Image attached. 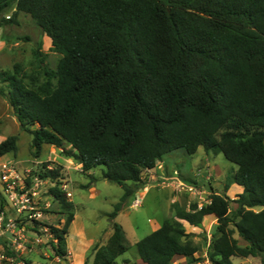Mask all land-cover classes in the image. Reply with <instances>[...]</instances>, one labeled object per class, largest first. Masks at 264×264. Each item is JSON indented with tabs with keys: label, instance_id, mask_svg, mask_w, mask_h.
I'll use <instances>...</instances> for the list:
<instances>
[{
	"label": "trees",
	"instance_id": "obj_1",
	"mask_svg": "<svg viewBox=\"0 0 264 264\" xmlns=\"http://www.w3.org/2000/svg\"><path fill=\"white\" fill-rule=\"evenodd\" d=\"M20 11L62 55L38 87L0 71L8 87L1 92L32 134L36 156L44 144L55 145L83 171L104 166L103 176L124 189L109 214L113 232L95 248L92 264H120L130 249L115 218L144 187L143 174L175 150L193 155L200 146L238 168L225 192L212 193L202 207L176 206V217L140 239V258L196 260L195 233L183 220L199 226L215 215L209 260L234 264L233 257L259 256L264 264V0H0V27L18 24ZM17 149V137L9 136L0 142V157ZM48 166L41 176L57 180L60 167ZM231 184L243 187L235 199L226 193ZM47 195L67 214L63 227L53 228L54 250L66 255L74 203L58 183Z\"/></svg>",
	"mask_w": 264,
	"mask_h": 264
},
{
	"label": "rangeland",
	"instance_id": "obj_2",
	"mask_svg": "<svg viewBox=\"0 0 264 264\" xmlns=\"http://www.w3.org/2000/svg\"><path fill=\"white\" fill-rule=\"evenodd\" d=\"M15 9L13 6L7 16L12 15ZM18 21V24L0 27V71L17 72L28 85L38 87L47 81L48 70L57 69L62 55L53 49L52 40L29 13L20 11ZM6 85L0 80V142L9 136H16L18 149L0 157V171L5 164L13 162L18 171L31 175L43 173L47 170L44 165L48 163L49 169L60 167L62 174L57 180L51 179L43 186V197L49 202L45 209V224L49 230L46 232L41 230L40 225L32 226L27 222V230H35L40 241L34 240L33 234L27 232L26 241L22 240L27 247L24 256L33 264H84L86 260L92 264L95 248L107 242L113 232L109 214L120 201L124 189L103 176L104 166L83 171L82 163L67 156L62 148L55 145L44 144L39 156H36L32 147V134L20 126L8 94L1 92L4 87L8 92ZM237 168L238 165L228 160L223 153L206 151L203 146L193 155L178 149L158 161L154 170L143 174L144 187L130 198L115 218L122 224L131 245L127 252L119 256L118 262L143 264L139 260L136 243L159 228L166 218L176 217V206L190 209L192 204L197 203L200 207L209 199L210 192H225L228 178ZM178 179L184 184H178ZM57 183L59 187L68 184L73 193L71 197L67 196L74 203L75 220L66 236V255L57 254L54 250L57 242L51 236V233L55 234L53 228L63 227L67 216L61 204L47 195L48 190ZM130 183L134 185V182ZM192 185L201 190L190 188ZM0 191L1 205V197H4L1 185ZM242 191L241 186L231 184L226 193L235 199ZM137 198L142 199L140 205L136 203ZM235 207L236 203L232 202L231 208ZM3 210L11 214L5 203ZM183 223L186 230L192 232V226L185 220ZM216 227L214 216H206L203 232H194L192 236L199 246L196 260L185 258L179 261L174 258L173 264H213L207 255ZM7 235L10 236V233ZM234 236L241 245L246 243L237 231ZM6 241V238L0 237V249L3 246L7 248ZM234 261L236 264H262L260 257H252L250 261L246 257H238Z\"/></svg>",
	"mask_w": 264,
	"mask_h": 264
},
{
	"label": "built area",
	"instance_id": "obj_3",
	"mask_svg": "<svg viewBox=\"0 0 264 264\" xmlns=\"http://www.w3.org/2000/svg\"><path fill=\"white\" fill-rule=\"evenodd\" d=\"M48 168H50L48 166ZM53 169V168H51ZM51 181V178H44L41 172H35L31 175L18 171L13 162L4 165L0 171V185L5 196L6 210L0 212V237L6 235V247L0 249V264H33L24 256L27 247L22 240L26 241V233L31 232L34 240L40 241L39 234L35 230H27V224L32 226L40 225L41 230L48 232L49 226L45 224V209L49 202L43 197V186ZM178 184H184L178 179ZM201 190L192 185L190 188ZM60 190L67 196H72V191L68 184H61ZM201 192V191H199ZM212 192H210V195ZM51 197V196H49ZM209 199L204 203H209ZM137 205L142 203V199L137 198ZM202 203L200 207L204 204ZM28 222V223H27ZM10 233V236H7ZM53 234V235H52ZM53 240L58 243L54 233H51ZM55 236V237H54Z\"/></svg>",
	"mask_w": 264,
	"mask_h": 264
},
{
	"label": "crops",
	"instance_id": "obj_4",
	"mask_svg": "<svg viewBox=\"0 0 264 264\" xmlns=\"http://www.w3.org/2000/svg\"><path fill=\"white\" fill-rule=\"evenodd\" d=\"M242 187V186H241ZM242 190H243V187H242ZM212 216H214V219L216 220V222H217V217L215 216V215H212ZM204 220H205V218H204ZM204 220H203V222L199 225V226H192V232H196V233H199V232H203V226H204ZM218 223V222H217ZM196 229V230H195ZM8 236V235H7ZM1 238H6V235H4V237H1ZM252 257H259V256H249V257H246V259H247V261H250V258H252ZM186 257H184V256H178L177 257V260H184ZM235 258H238V257H235ZM235 258L233 257V263L234 264H236L235 263ZM139 260H141V262H143L142 261V259L140 258ZM138 264H141L140 262H138ZM143 264H145L144 262H143Z\"/></svg>",
	"mask_w": 264,
	"mask_h": 264
}]
</instances>
